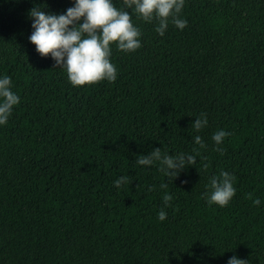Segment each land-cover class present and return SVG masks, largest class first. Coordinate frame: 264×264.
<instances>
[{
  "label": "trees",
  "instance_id": "1",
  "mask_svg": "<svg viewBox=\"0 0 264 264\" xmlns=\"http://www.w3.org/2000/svg\"><path fill=\"white\" fill-rule=\"evenodd\" d=\"M72 6L0 0V78L20 97L0 125V264H264V0H185L187 27L169 21L164 36L133 14L141 47L113 44L115 82L84 87L29 40L31 9ZM157 148L200 155L172 181L135 163ZM221 171L236 195L210 206L202 197ZM122 176L131 183L115 187Z\"/></svg>",
  "mask_w": 264,
  "mask_h": 264
},
{
  "label": "clouds",
  "instance_id": "2",
  "mask_svg": "<svg viewBox=\"0 0 264 264\" xmlns=\"http://www.w3.org/2000/svg\"><path fill=\"white\" fill-rule=\"evenodd\" d=\"M123 6L117 8L113 0H73L72 7L66 10V14H46L39 7L30 10L33 32L29 37L35 46L37 53L43 57L51 58L58 68L67 72L68 80L73 87L94 86L100 82H115L117 68L111 62L112 45L120 52L132 53L141 47L140 29L132 22L133 14L137 20L146 23H157L155 31L164 36L169 21L178 29L187 27V21L180 18L185 5V0H122ZM131 10V14L128 10ZM11 77L5 75L0 78V125L7 124L14 106L20 102V97L11 91ZM208 124L207 115L201 114L200 118L192 124L196 132H200ZM230 133L223 130L213 134L212 139L216 143L218 151L223 155L224 149L219 147L224 138ZM195 144L199 149L206 148L202 138L197 135ZM193 153H181L169 155L157 148L147 155L136 158L139 166L160 165L159 170L166 176L175 180L181 171L188 166H194L200 152L193 148ZM205 169L208 168L204 164ZM235 177L226 171H221L218 176H212L209 181L210 191L203 197L207 203L226 207L236 195L234 187ZM130 178L122 176L114 182L119 188L122 184H130ZM148 191H152L153 188ZM167 183H161V189H167ZM249 199H252L249 194ZM173 199L165 191L163 202L170 205ZM253 205L259 206L260 200L253 199ZM159 221L166 219L165 211L158 213ZM228 264H248L246 260L235 256L228 260Z\"/></svg>",
  "mask_w": 264,
  "mask_h": 264
}]
</instances>
